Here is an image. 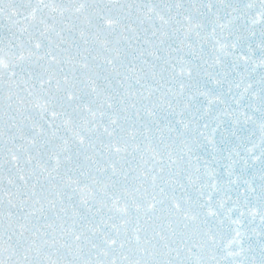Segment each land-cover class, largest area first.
<instances>
[{
  "label": "snow or ice",
  "instance_id": "snow-or-ice-1",
  "mask_svg": "<svg viewBox=\"0 0 264 264\" xmlns=\"http://www.w3.org/2000/svg\"><path fill=\"white\" fill-rule=\"evenodd\" d=\"M0 264H264V0H0Z\"/></svg>",
  "mask_w": 264,
  "mask_h": 264
}]
</instances>
